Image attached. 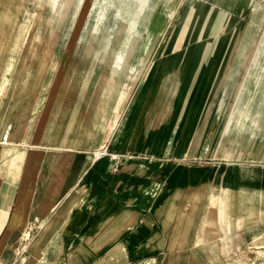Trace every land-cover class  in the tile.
I'll return each instance as SVG.
<instances>
[{
    "label": "rangeland",
    "instance_id": "rangeland-1",
    "mask_svg": "<svg viewBox=\"0 0 264 264\" xmlns=\"http://www.w3.org/2000/svg\"><path fill=\"white\" fill-rule=\"evenodd\" d=\"M21 1H23V7L18 22L31 10L35 1L36 4L42 5L43 11L39 26L42 34L37 36L31 33L26 38L23 47L20 49V56L25 53V58L20 62L16 78H19L24 71L28 70L26 68L32 65L33 52L42 50V39L49 42L50 55L55 53L59 62L63 61L67 55L65 65H59L54 73L56 78L54 83L56 85L53 83L54 85L50 86L49 92L56 91L59 87L62 89L60 84L57 85L58 78L66 77L72 60L76 59L78 71L82 69L87 71L88 78L84 81L83 86H85V93L87 91L88 94V89L90 91L93 89L94 79L101 73L100 71L111 70L116 66L117 56L114 52H123L127 57L122 67V70L127 73H129L127 64L138 66L141 57L147 58L146 64L139 67V69L142 68L139 75L136 76L135 74L133 79L120 77V79L114 81L110 80L109 77L105 81V87H107L105 93L109 94V98L113 95L114 97L119 95L126 88L128 94L121 112L123 116L127 115V120L116 148H109L101 151V153H107L102 156V159L109 163L118 162L117 153L125 154L126 157H135L137 168L123 171L120 175L123 177L131 176L133 170L138 175L141 169L152 167L150 171L153 170V168L159 166L157 165L159 161H155V158H169L162 165L164 168L168 167L169 172L172 171V168H177L164 184L159 185L157 180H153V184L157 185L154 188V195L156 196L152 198L153 201L155 200V214L160 218V223L169 238L168 253L163 255V257L167 256L168 258L166 260L162 258L158 264H264V232L261 233L262 238L260 237V240L251 239V237L248 239L243 230V222H241L242 228L236 229L237 215L233 214L230 221L235 223L234 238L230 239V236H227L225 240L219 228V219H216L215 214L220 200H224V208L227 206L230 192L228 189L230 188L228 176L220 180L215 171L219 173L223 169L226 171L234 169L231 173L234 174L235 180L240 183L242 178H238L237 175L247 167V165L241 163L247 161V159L255 160L252 158V150L256 148L254 144L258 143H251L248 139L249 142L241 141L235 139V137L243 138L241 128L246 111L250 109V104L256 98L255 90L261 88V68L264 66V6L260 5L261 3L264 4V0H248L249 7L241 15V19L233 16L227 19L224 15L223 20H220L215 30L208 31L197 39L191 33H188L186 40H184L185 31L178 33V24L182 23L179 19L183 18L184 14L187 11L189 12L192 7L190 4L192 0H178L176 13L179 15H176L171 22L167 11L159 9L156 11L155 26L158 39L149 50L145 49V38L141 31L140 33L130 34L128 28L131 22L129 21L135 6H128L129 0H58V15L50 13L48 0ZM54 1L55 4L53 2L52 5H57L56 0ZM236 1L239 2L237 8H240L244 6L246 0ZM179 2H182V7H179ZM202 2L199 1L196 14L207 11L206 5ZM102 13H104V16ZM122 18L126 21L127 29L123 28L125 24ZM166 26L168 27L165 30ZM95 27L98 29L96 33ZM225 47L231 51L227 58L231 63L237 62V64L227 70L226 77L229 80L226 85L223 78H219L212 86L205 79L206 75L208 76L207 73L212 70L207 68L198 69L195 66L200 61L218 60L221 55L220 52ZM38 60L41 59L38 58ZM160 61L162 64H170L171 62L178 66L179 68L176 70L178 75L175 76L174 74L175 77L173 76L172 82L169 80L172 84L165 91L167 94L166 99L161 104L159 101H144L145 77L154 81L165 76L162 74L163 69L158 67ZM239 62H243L247 66L253 65V67L242 69L241 75V70L238 68ZM87 65L90 67L87 68ZM257 65L258 68H256ZM44 66H46V63L42 65L41 72L46 71ZM79 66L81 69H79ZM33 68L34 66L31 70ZM1 75L0 71V78ZM243 75L246 78H254L255 87L253 89L249 87L248 92L242 97L244 90ZM197 77L199 79L196 81L198 84L193 87V97L184 99L192 81ZM152 80L151 84H153ZM262 82L264 84V80ZM178 84L183 85L179 90ZM147 90L149 93L155 91L154 88L150 90L148 85ZM222 92L225 93V98H223ZM260 97L263 98L258 100L259 102L264 100V92L259 95ZM108 102L110 101H105L104 104ZM143 107L163 109L164 112L162 111V115L152 113L150 117H144L138 115L139 108ZM262 107L264 108V106ZM110 118L111 115L108 112L104 118V124L101 126L104 132L111 122ZM248 120L250 125L254 124L258 127V118L254 113L250 114ZM13 122H15V118L11 119L7 125ZM82 126L81 132L84 131L83 135L78 143L75 137L74 147L81 146L82 138L85 136L86 139L84 140L87 143L92 142L90 141L92 137L87 136L90 129L88 122H84ZM6 128L7 126H4L1 132H4ZM55 129L56 126L54 133ZM72 129L70 133L74 135V132H78L80 126H74ZM144 130L145 134L143 133ZM222 135L227 138L223 141L227 143L224 148V150L227 149V156H223L222 153L221 156L217 154L214 157L215 144L217 145L219 140H222ZM171 140L178 142V146H185V148L179 150L180 154L177 152L172 154L171 149L165 154V150L157 148V146L163 144L167 145L168 141ZM174 145L173 143L171 148ZM153 147L156 148L152 149ZM232 147H237V155L230 152ZM219 150L221 151L220 148ZM263 154L264 151L261 155ZM225 158L230 160L226 161ZM234 160L238 161L237 165L229 166L228 162ZM116 174H118V168ZM179 176H181L180 180L178 179ZM244 178L247 177L244 176ZM223 186L225 192L222 191V197L220 198V188ZM139 188L138 185L131 187L133 189V191L131 190L132 193H137ZM170 191L174 195L166 196ZM68 204L63 205L60 209L63 210ZM130 204L134 205V202L131 201ZM178 207L184 210L181 215L178 212ZM233 213H235V210ZM55 221L54 219L49 221L48 233L50 235L55 232ZM32 233V237L36 236V239L43 240L38 238V228L36 226ZM56 235H59V233ZM55 239L59 240V243L62 242L60 245L62 250L60 247L55 253L49 255L47 253L46 255H40L39 252L32 254L27 250L24 254L29 256L28 262L30 264H68V261H71L72 264H81L79 260L73 259L78 258L74 251L79 250L85 257L95 258L104 255L103 259L91 260L92 263L88 260L87 263L127 264V253L131 252L132 255L135 253L132 250L133 248L129 247L128 250L122 251L118 245L119 241L104 246L102 249L104 254H99V256H97V251H93L92 246L94 245L75 246L76 248L70 251L71 245H65L62 237H50L46 238L45 241L50 242ZM33 240L29 245L33 243ZM67 253L70 260H66ZM18 259L20 258L15 256L14 260H10L6 264H18ZM130 264H137V262Z\"/></svg>",
    "mask_w": 264,
    "mask_h": 264
},
{
    "label": "crops",
    "instance_id": "crops-1",
    "mask_svg": "<svg viewBox=\"0 0 264 264\" xmlns=\"http://www.w3.org/2000/svg\"><path fill=\"white\" fill-rule=\"evenodd\" d=\"M199 1H203L202 3L206 5L207 11L196 14ZM179 3V7H182V2ZM238 3L236 0H210L209 2L208 0H192L190 3L192 7L189 9V12L187 11L184 17L179 19L182 23L178 24V33L184 29V40H186L188 33H191L197 39L204 33L215 30L220 20H223L224 15L227 19L232 18L231 16L241 19V15H243L249 5L248 0H246L244 6L237 8ZM229 53H231L230 49L225 47L220 52L221 55L218 60L200 61L196 64L195 68L212 70L205 77L207 83L213 86L214 82L219 78H223L225 85L228 83L229 78L226 77V72L237 64V62L231 63L229 58H227ZM39 63H32L31 68L34 66V68L41 70L42 66ZM158 63L159 69H163L162 74L165 76L157 78L154 81L151 79L154 85L151 84L150 79L148 80L145 77L146 88L143 98L144 101H159L161 104L166 99L167 94L165 91L172 84L174 74L175 76L178 75L176 74V70L179 67L171 62L170 64H162L161 61ZM44 67L47 71L48 67ZM86 67L90 66L87 65ZM252 67L253 65L247 66L243 62H239L238 68L241 70L240 73L242 75V69H251ZM3 68L4 66L1 69ZM79 69H81L80 66ZM46 71L40 72L33 80V84H35L32 93L27 99L29 111L32 110L34 98L38 94L40 85L45 80ZM82 74L84 75L82 76ZM78 75L80 80H82L80 91L86 96L87 91L85 93L83 83L88 78L87 71L82 69L78 71ZM244 76L242 78L244 80L242 97L248 92L247 89H250L249 87L251 89L255 87L254 78H246ZM198 79L199 77L192 81L184 99L193 97V87L195 84H198L196 82ZM16 80L19 81V78H16ZM54 80H56L55 77H53L51 85L55 84ZM64 80L65 78H58L57 85L60 84L62 86ZM147 85L150 90L154 88L155 91L149 93ZM173 86L171 87L173 88ZM182 86L178 84V90ZM60 89L61 87L56 89V91L47 93L45 103L42 105L35 126L30 134H28L25 143L15 145L10 152H7L3 148L4 146L0 144V264H6L10 260H14L16 254L10 247L11 242L27 230L31 221L34 220L35 224L38 225L48 218V221L51 219L56 221L54 226L55 232L53 235L49 234L47 239L59 236L60 238L62 237L63 243L68 246L101 245L104 247L115 244L119 240H126L129 237L132 239V250L135 253L133 255L131 252L127 253V264L133 262H137V264H158L162 258L166 260L168 257H163V255L168 253V236L160 223V218L155 214V200L153 201L152 198L156 196L154 195V188L157 185L153 184V180H157L159 185L164 184L177 168H172V171L169 172L168 167L164 168L162 166L169 158L161 157L155 158V161H159L157 165L160 167L156 166L157 168L155 167L143 175H138L133 170L131 176L123 177L116 174V163L110 162L112 164L110 167L109 162L100 159L89 160V155H92L98 149L99 144L103 142L102 138L95 139L92 137L90 140L92 142L89 144L84 140L86 139L85 136L82 138L81 146H75V148L65 147L66 142L69 141L71 143V141L75 140V137L78 139V136L77 134L74 136L70 132L67 133L66 128L62 127V132L58 136H54L55 126L61 123L60 117L54 118L56 113L55 106L59 104V101L62 102L61 105L63 106L65 102L70 101L73 97V95L68 94L65 98H62ZM198 89L200 90L199 87ZM89 91L88 89V93ZM255 91V100L257 102L263 98H259V95L264 92V85ZM222 94L223 98H225V93L222 92ZM86 97L85 100L87 101ZM116 99L117 96L114 97L113 95L109 98V94H103L102 98L99 99L98 107L93 116L87 120V115H89L90 111L89 109H85L87 106L85 105L82 108L83 114L81 117L89 122L91 129H94L93 127L96 126L97 129L94 130L104 133L100 128L104 124L105 112L109 109V107H106L107 103L104 104V102L110 101L108 103H114ZM111 111L112 109L110 108L108 112ZM162 111L164 112L163 109L143 107L139 108L138 115L150 117L152 113L154 115H162ZM260 117L258 123L260 129L256 130L255 138L248 135L250 132L249 124H245L242 133L244 135L243 138L236 136L235 139L247 142H249L247 139H251L253 142L256 141L258 146L262 144V146L257 148V152L261 154L264 151V108H261ZM51 127H53L52 130H50ZM143 133H146L145 130ZM225 138L226 136H223L222 140L220 139L218 144H215L214 157L217 154L218 156L222 155L225 146H227V143L223 142ZM168 143L167 145L157 146V148L165 150V154L168 153L169 149L172 150V154L176 152L180 154L179 150L183 147L185 148V146H178V142H173L172 140L168 141ZM173 143L176 146L174 145L172 149ZM248 146L250 148V144ZM155 148L153 147L152 149ZM236 148L232 147L230 151L233 155H237L238 149ZM225 160L228 161L230 159L225 158ZM252 162L253 160L247 159V161H243L241 164L250 166ZM258 162H262V160ZM260 166L264 168V164ZM153 176L155 177L153 178ZM181 176H179V180ZM121 181L126 183H122ZM247 182L251 183L252 181L247 180ZM134 185L140 187L137 193H132L133 189L131 187H134ZM76 190H78V193H76ZM68 194L70 195L68 196ZM167 195H174V193L170 191ZM131 201L134 202V205L130 204ZM70 202L72 203L69 205L68 203ZM66 204L68 205L61 210L60 208ZM148 216L150 217L148 218ZM57 233L59 235H56ZM160 245H162L161 248L156 247ZM74 253L78 258L73 259L79 260L81 264H91L93 262L91 260L103 259L104 256L95 258L85 257L79 250H75ZM99 254H104L102 249L97 251V256ZM66 260H70L68 253ZM88 260L91 263H87ZM68 264H72V262L68 261Z\"/></svg>",
    "mask_w": 264,
    "mask_h": 264
},
{
    "label": "bare ground",
    "instance_id": "bare-ground-1",
    "mask_svg": "<svg viewBox=\"0 0 264 264\" xmlns=\"http://www.w3.org/2000/svg\"><path fill=\"white\" fill-rule=\"evenodd\" d=\"M107 1V0H105ZM177 1L178 0H129L128 6H135V10H132V17L130 18V34H136L142 32L144 36L145 49L149 50L153 45L157 42V30L155 24V13L156 11L162 10L168 12V18L173 20L177 15ZM228 1V0H227ZM49 11L52 15L59 14V3L56 0L57 5H52L54 0H48ZM51 4V5H50ZM42 6V5H41ZM40 5L36 4V1L32 4L31 10L27 12V14L23 17V19L19 20V15L21 13L23 7V1L21 0H0V71L2 73L0 78V144L3 145L4 149L7 152H10L15 145L25 143L27 141L28 134L32 131L35 126L36 120L42 108V105L45 103L47 93H49V89L51 83L53 81L54 73L58 66H64L67 55L64 57L63 61H58L55 53L50 55L49 42L45 39L41 40L42 50H35L33 52L32 63L40 62L39 64L42 66L46 63V77L45 80L40 85L37 96L34 98L33 108L29 111L27 107V99L32 93L33 89V80L38 76L41 70L34 68L31 70L24 71L21 76H19V81L16 80V73L19 69L20 62L25 58V53L23 56L21 54V47H23L24 42L28 35L31 33L36 34L37 36H41L40 31V23L42 16V8ZM260 6H264L261 3ZM258 6V7H260ZM28 7V8H30ZM166 9V10H165ZM105 10V9H104ZM104 16V13H102ZM178 16V15H177ZM121 17V16H120ZM124 29L126 28V21L122 18ZM97 27H95V33L97 32ZM182 31H185L184 29ZM144 33V34H143ZM52 53V52H51ZM117 56V63L114 69L108 71H101L99 75L94 79V89L85 96L83 92L80 91V85L82 80H80L77 69V61L72 60L70 58V64L68 67V74H66V79L64 84L62 85V89L60 90L61 97L65 98L66 95H73L72 99L65 102V105H61L62 102H58L57 106H55V117H60L61 123L56 125V131L54 136H57L62 132V128H66V132H71L74 126H80L78 132H74V136L77 134L78 139L76 137V142L78 143L79 139L82 137L84 122H88L87 120L93 116L95 110L98 107L99 99L102 98L103 94L107 87H105V81L107 78L110 80H118L120 77H124V79H133L134 75H139L140 71L139 67H143L146 62V57H141L139 60L138 66H130L127 64V68L129 73L124 72L122 70L123 63L127 60V57L124 53L114 52ZM41 59V60H38ZM49 64V65H48ZM2 66L4 69L1 70ZM258 68V65L257 67ZM35 72L33 73V71ZM77 71V73H76ZM76 73V76H75ZM84 74H82L83 76ZM75 77V79H74ZM249 77V76H248ZM261 86H263L262 80H264V66L261 68ZM77 79V80H76ZM12 89V91H10ZM126 88L123 89L119 95H117V99L114 103H107L106 107L111 108L110 112L111 118L108 128L106 127L105 132H97L94 129H97L94 126V129L88 130L87 135L93 138H102V143L99 144L93 154L89 155V160H103L101 156V151L116 148L117 144L121 139V132L124 126L126 125L127 115H122V108L124 105V101L127 97ZM105 96V95H104ZM85 97L87 101L85 100ZM69 98V97H68ZM12 102V104H10ZM85 109H89L90 113L87 115V120L81 117L82 108L85 106ZM264 106V100L261 102L254 101L250 104L249 108L246 111L245 118L243 120V126L241 128V132L243 133V129L245 128V124H249L248 117L250 114H255L259 119L261 118V108ZM103 109V108H102ZM109 109L105 112L104 118L107 115ZM81 111V112H80ZM81 114V115H79ZM79 116V117H78ZM15 118V122L7 125L11 119ZM64 122V123H63ZM14 124V126H13ZM89 124V122H88ZM54 125V123H53ZM7 126L4 132H1L3 127ZM54 127V126H53ZM50 130H52V128ZM101 129V128H100ZM250 132L248 135L256 137V130H259L260 127H256L254 124L249 126ZM8 130V132H7ZM49 130V131H50ZM94 130V131H93ZM102 131V130H101ZM261 131V130H260ZM7 132L8 136L5 138V133ZM103 135V136H102ZM261 137V136H260ZM249 140V139H248ZM256 140V139H254ZM260 140V139H259ZM251 143H257L256 141L249 140ZM70 144V145H69ZM73 141L71 143L66 142L65 147L67 148H75L73 145ZM256 148L252 150V158L255 160L251 163L250 166L245 167L239 172L237 175L238 178H242L240 183L235 180L234 174L231 173L234 169H230L228 171L222 170L218 173L215 171V174L219 177L220 180L225 179V176H228L230 182L229 196H228V204L224 208V200H220L218 203V209L216 211V219H219V228L222 233L223 238L225 240L226 237L230 236V239L234 238V230L242 228V223L244 224L245 235L248 239H259L261 237V233L264 232V168L260 165L264 163V154L261 155L257 152L258 144H254ZM262 145V144H261ZM264 145V144H263ZM100 147V148H99ZM57 152V151H56ZM227 149L223 151V156H227ZM260 156V157H259ZM118 162L116 166L118 168V175L120 176L123 171L127 169H135L137 168L135 157H126L121 153H117ZM262 159V162H258ZM237 160L232 162H228L229 166L237 165ZM261 163V164H260ZM112 164L110 163V167ZM232 168V167H231ZM152 169V167H147L146 169H141L140 174H146ZM244 176L247 178L245 179ZM247 180H251L252 182H247ZM221 198L222 191L225 192L224 186L220 188ZM78 193V190H76ZM70 194H68L69 196ZM67 196V197H68ZM235 210V213L233 211ZM178 212L181 215L184 210L181 207H178ZM178 214V215H179ZM236 214V225L234 222L230 221L232 215ZM49 219V218H48ZM43 220V223H40L38 226L35 224V221L31 222L28 226L27 230L19 235L16 240L11 242V248L13 252L16 254L18 259V264H30L28 262V257L24 253L29 250L32 254L39 252L40 255H46V253L52 254L55 253L60 247L62 250V244L59 243V240L45 241L48 233L49 221ZM238 223V224H237ZM235 225V226H234ZM35 226L38 228V238L43 240L36 239V236H33V231L35 230ZM238 233V231H237ZM35 235V234H34ZM32 237V238H31ZM36 237V238H35ZM262 238V237H261ZM34 239V240H33ZM169 239V238H168ZM30 240V241H29ZM33 240V243L29 245ZM235 242V240H233ZM200 243V242H199ZM121 250H128L127 248H133L132 239L127 238L125 241L119 240L118 242ZM93 251H98L103 249L100 246H92ZM157 247V246H156ZM162 245L158 246L161 248ZM75 245H71L70 251L75 249ZM157 248V249H158Z\"/></svg>",
    "mask_w": 264,
    "mask_h": 264
},
{
    "label": "built area",
    "instance_id": "built-area-1",
    "mask_svg": "<svg viewBox=\"0 0 264 264\" xmlns=\"http://www.w3.org/2000/svg\"><path fill=\"white\" fill-rule=\"evenodd\" d=\"M7 132H8V130H7ZM7 132L5 133V138H7V136H8ZM101 154H102L101 156H105L107 153L106 152H102Z\"/></svg>",
    "mask_w": 264,
    "mask_h": 264
}]
</instances>
